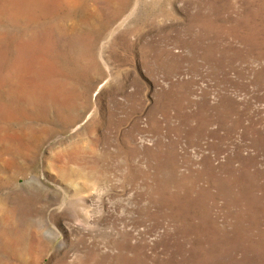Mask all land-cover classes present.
Segmentation results:
<instances>
[{"label":"rangeland","instance_id":"rangeland-1","mask_svg":"<svg viewBox=\"0 0 264 264\" xmlns=\"http://www.w3.org/2000/svg\"><path fill=\"white\" fill-rule=\"evenodd\" d=\"M0 264H264V0H0Z\"/></svg>","mask_w":264,"mask_h":264}]
</instances>
